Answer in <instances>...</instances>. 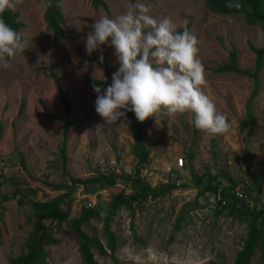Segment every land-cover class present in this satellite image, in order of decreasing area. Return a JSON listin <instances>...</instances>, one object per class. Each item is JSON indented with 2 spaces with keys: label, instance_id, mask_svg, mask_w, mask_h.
<instances>
[{
  "label": "rangeland",
  "instance_id": "1",
  "mask_svg": "<svg viewBox=\"0 0 264 264\" xmlns=\"http://www.w3.org/2000/svg\"><path fill=\"white\" fill-rule=\"evenodd\" d=\"M54 1L59 13L54 24L47 20L45 0H21L9 9L29 47L10 60L11 67L0 68V264L27 253L41 213L35 203L54 198L66 219H44L49 242L37 264H87L71 232L72 219L85 208H108L117 194L132 196L134 175L154 188L166 182L173 187L139 197L131 207L117 206L108 219L111 236L104 216L81 224L92 264H130L122 259L126 246L154 249L161 264H233L249 232L250 212L264 206V55L257 81L252 77L256 51L264 48L263 24L249 23L241 12L211 10L206 0H142L152 16L169 17L178 31L186 25L197 37L207 81L203 90L231 127L210 135L195 128L190 112L144 122L132 112L149 152L138 165L129 111L126 119L108 125L94 107L93 85L106 88L119 67L114 49L102 45L89 55L85 48L96 19L115 17L137 0ZM110 173L116 175L112 185L88 181ZM194 175L201 181L186 187ZM213 175L215 192L207 188ZM228 179L234 184L226 193H240L238 209L219 202ZM255 225L259 233L246 264H264V215Z\"/></svg>",
  "mask_w": 264,
  "mask_h": 264
},
{
  "label": "clouds",
  "instance_id": "2",
  "mask_svg": "<svg viewBox=\"0 0 264 264\" xmlns=\"http://www.w3.org/2000/svg\"><path fill=\"white\" fill-rule=\"evenodd\" d=\"M20 2L0 0L3 69L11 67L10 60L29 47L22 34L3 19L5 10L14 9ZM198 44L186 25L183 31H178L171 18L158 20L142 0L129 2L125 11L115 17L100 16L87 33L86 52L90 55L107 45L114 49L119 67L106 88L93 85L96 113L105 124L111 125L126 119L127 111L133 112L139 122L158 114L175 117L190 112L196 129L210 135L228 132L231 127L228 117L203 90L207 81L204 64L198 58ZM121 252L122 259L130 264H161V256L154 249L139 252L126 246Z\"/></svg>",
  "mask_w": 264,
  "mask_h": 264
},
{
  "label": "trees",
  "instance_id": "3",
  "mask_svg": "<svg viewBox=\"0 0 264 264\" xmlns=\"http://www.w3.org/2000/svg\"><path fill=\"white\" fill-rule=\"evenodd\" d=\"M47 4L46 9V15L47 20L50 24L55 23L56 15H59V13L56 10L55 7V1L54 0H45ZM236 0H206L205 4L207 8L218 11V12H241L245 18L248 20L249 23H258L260 22L264 26V1L263 0H241L242 5H240L239 8L235 7ZM231 4L233 7H229L228 5ZM3 19L6 21V23L12 27L13 29L18 31L19 23L15 22L13 20L12 14L9 12V9L5 10L3 13ZM257 53V59L255 64V69L252 72V77L255 81H257V74L259 71V68L263 64L262 56L264 55V48L259 49L256 51ZM234 71H239L241 73H248L246 70H240L237 67L232 68ZM108 84H106V87ZM129 127L131 128L133 135H134V153L137 156V162L138 165H142L145 163L148 157V149L146 148L143 136H142V125L138 123L132 115V112L129 111ZM19 154V160L21 163H23V156L21 151L18 150ZM60 155H61V162L63 168L65 167L66 162V155H65V143H62V146L60 148ZM191 158V154L187 155V159ZM65 169V168H64ZM115 177L116 175L114 173H110L109 175L104 174H98L96 176H93L88 181L92 182H99L106 185H112L115 183ZM216 175L208 176L209 183L207 188L211 189L212 191H217V185L213 182L216 178ZM202 176H196L194 175L192 180L185 184L186 187L194 188L197 186V184L201 181ZM132 181L134 182L136 188L135 193L132 196H124L123 194H117L113 197V199L110 202V205L108 208L104 210H97L94 211L90 208H85L83 211L79 214L77 218L72 219L70 223V229L73 233V236L76 237L79 242V248L81 252L83 253L86 263L92 264V260L90 259V256L87 252L86 245H87V236L81 229V224L85 223L90 217H96V216H104V229L108 235L111 236V233L108 228V219L110 215L113 213L114 209L119 205H124L126 207H131L132 203L139 197H144L146 195H151L153 197H156L158 195H161L165 191L170 190L173 187L172 183L166 182L160 184L157 188L151 187L149 184L142 181L138 176H132ZM230 182V185L221 188L219 190L218 194H222L219 196V202L221 203V200L223 199L225 202L221 205H227L230 206L232 209H238L239 206H237L236 202L240 201V198L237 194H235V191L226 193V190L231 189V185H233V181L231 179H228ZM73 182L81 181L80 179L72 180ZM225 198H231L232 201H228L226 203ZM35 205L40 208L41 213L37 216L33 230L30 234V240H29V249L27 253L20 259H18L16 262L12 264H37L38 260L43 254L45 245L49 242V237L47 234V227L44 223V219H52L56 220L58 222L64 221L66 219V213L60 209L58 200L56 198L35 203ZM251 215V222L249 227V232L247 235V238L244 242V245L242 249L240 250L238 257L236 258L235 262L233 264H246L248 257L250 255V252L255 245L256 237L258 236V227L255 225L256 220L258 217L264 215V206L261 209L253 210L250 212Z\"/></svg>",
  "mask_w": 264,
  "mask_h": 264
},
{
  "label": "built area",
  "instance_id": "4",
  "mask_svg": "<svg viewBox=\"0 0 264 264\" xmlns=\"http://www.w3.org/2000/svg\"><path fill=\"white\" fill-rule=\"evenodd\" d=\"M177 164L179 165V166H181L182 164H183V159H182V157H178L177 158ZM176 184H179V181L177 180V182H176ZM235 194H237V195H240V193L237 191V190H235ZM225 201L222 199L221 200V203L223 204ZM90 203H88V205H89Z\"/></svg>",
  "mask_w": 264,
  "mask_h": 264
}]
</instances>
